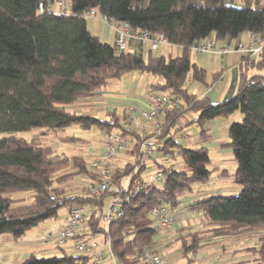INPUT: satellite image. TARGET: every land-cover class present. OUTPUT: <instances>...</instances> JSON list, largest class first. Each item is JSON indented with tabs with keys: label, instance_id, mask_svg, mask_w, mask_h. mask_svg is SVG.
<instances>
[{
	"label": "trees",
	"instance_id": "16d2710c",
	"mask_svg": "<svg viewBox=\"0 0 264 264\" xmlns=\"http://www.w3.org/2000/svg\"><path fill=\"white\" fill-rule=\"evenodd\" d=\"M40 5L48 9L40 13ZM52 5L53 0H0L1 239L17 241L56 217L60 209L84 206L90 208L85 230L110 239L118 264H140L143 252L155 247L160 235L153 230L150 209L167 202L176 213L184 198L201 193L212 179L214 168L208 149L182 146L176 135L195 127L202 142H209L206 123L235 113L240 120L230 125L225 144L235 169L219 175L231 177L237 195L193 196L185 209L201 213L200 227L206 231L182 228L174 233V241L186 263L193 264L192 258L210 238L264 231V75L242 72L236 92L214 103L187 90L188 80L203 84L206 79L205 70L192 62L191 47L204 41L238 40L244 33L264 36V3L244 0L242 6H234L225 0H70L68 8L60 6V11L51 9ZM94 9L102 18L127 23L133 31L162 35L167 44L181 49L180 54L165 57L141 48L118 51L88 29L87 14ZM261 67L259 62L257 69ZM131 72L157 77L151 89L178 99L155 121L162 129L159 150L169 155L166 163L157 161L159 157L145 165L139 162L141 137L120 127L115 111L100 119L71 109ZM73 125L105 133L116 128L123 136L132 134L136 141L124 153L127 161L119 160L111 169L113 183L121 188L123 217L108 225L100 216L104 199H111L113 192L95 197L85 186L79 192L69 187L77 178L92 184L101 181V174L91 169L83 155L59 153L39 138L27 141L16 135L39 128L62 144L83 141L62 136ZM153 165L163 172L159 187L145 181ZM135 187L140 189L133 194ZM22 192L30 193L28 203L12 197ZM57 248L60 256L33 252L21 264L86 263L85 257ZM245 251L252 260L232 259L225 264H264V234L259 236L258 245Z\"/></svg>",
	"mask_w": 264,
	"mask_h": 264
},
{
	"label": "crops",
	"instance_id": "0c3cea01",
	"mask_svg": "<svg viewBox=\"0 0 264 264\" xmlns=\"http://www.w3.org/2000/svg\"><path fill=\"white\" fill-rule=\"evenodd\" d=\"M58 1L59 0H53L51 9L60 11V6L57 5ZM61 1H63L64 8L67 9L65 5L68 4L69 6L70 0ZM261 1L264 3V0ZM225 2L229 5L242 6L244 0H225ZM93 12L97 14V17H89L87 19L88 29L93 35L99 37L102 41L113 45L116 38L115 28L108 24L98 14L97 9H94ZM249 40L250 34L244 33L238 40L230 42H213L215 48L214 53H206L197 56L192 52V62L205 70L206 79L203 84L191 80L187 85L188 92L195 94L197 97H206L214 103L236 92L242 72H246L248 76L255 73H261L264 75V56L262 58L251 60L242 55L222 54L219 52V49L224 46H234L238 42L248 43ZM130 46V51L139 50L140 48L143 52L148 51L147 47H144L143 49V47L138 46L136 43H131ZM159 50L160 55L165 57L177 56L181 52L179 47L170 44L160 45L156 51ZM259 62H261L262 67L257 69V64ZM216 75H219V77L215 78ZM141 79L142 75L137 72L126 74L120 80L115 81V83H112L102 90L100 95L88 99L85 103L87 108H81V113L104 119L106 118L107 113L115 111L117 119V116L125 107L136 106L144 108L147 104L146 101L149 92L152 91L151 85L154 84L156 80L150 79L146 81L148 84L145 85V91H142L144 81L141 82ZM239 119V115L235 113L229 118L218 117L207 122L205 127L208 129L211 139L206 143L202 142L199 132L195 127L184 129L176 135L175 139L178 144L187 147L202 146L208 149L210 158L211 156L213 157L211 158V165L214 168V171L212 173V179L208 183V187L201 189V193H195L193 196H206L216 193L223 195L226 192L229 193L232 191L235 193L238 191V188L233 184L229 175L220 176L219 173L221 171L231 173L235 169V163L230 159L232 153L230 149L225 147V144L228 141V130L230 125ZM178 125L182 127V124L179 123ZM101 145L102 142L98 146H90L89 151H91V154L99 156ZM158 157L157 161L160 163H166L160 154ZM227 161L232 162V165L230 163L229 165L231 166H228L229 169H227L225 165ZM155 167L156 166L153 165L150 169ZM192 197L189 196L183 199L181 206L176 211L177 217L174 226L170 231L160 234L157 238L158 244L155 247L160 250L166 264H187L186 261L185 263H180L181 260H184L185 258L182 256L181 250L174 241V233L176 231L182 228L196 230L198 228L201 231H206L205 228L200 227L201 213L191 212L185 209V205L189 203ZM45 234L46 232H40L37 226L26 232L17 241H4L0 237V264H21L31 253L47 250V245H41V240ZM205 253L206 252H203L202 254ZM196 263L201 264L199 262Z\"/></svg>",
	"mask_w": 264,
	"mask_h": 264
},
{
	"label": "built area",
	"instance_id": "2783aa9c",
	"mask_svg": "<svg viewBox=\"0 0 264 264\" xmlns=\"http://www.w3.org/2000/svg\"><path fill=\"white\" fill-rule=\"evenodd\" d=\"M61 8L63 3L60 2ZM43 5L39 6V12H44ZM55 15L59 13L55 12ZM87 17L96 18L97 14L89 12ZM108 24L116 30V38L113 45L121 52L130 51L131 43H136L140 47H147L148 50L155 51L160 45L167 44L162 35L151 36L148 31H133L125 22H115L103 18ZM195 55H204L214 53L213 42L204 41L191 47ZM222 54H238L248 59L259 58L264 55V36L250 34L248 43L238 42L234 46H224L219 49ZM191 80L187 81V85ZM177 98L157 91H150L147 97V104L144 108L136 106L125 107L117 116L120 127L132 131L141 137L137 152L138 160L143 165L152 159L161 155L165 160L169 157L168 153L159 150L162 146L163 139H159L161 127L155 123L156 119L163 116L172 106L177 103ZM104 140L99 151L98 159L90 163V167L101 174V181L97 184L86 183L87 191L95 196L100 197L105 192H113L107 210L100 216L103 224L108 225L123 217L121 208V188L113 183L111 169L114 168L113 160L117 155H124L134 144L135 139L132 134L122 135L119 131L104 133ZM122 160L127 161L125 157ZM166 162V160H165ZM147 183L159 187L163 181V172L157 167L147 170ZM125 189V187H124ZM140 188L135 187L133 194H136ZM88 207L72 206L68 209L67 216L63 224L48 233H46L41 245L52 244L55 247H64L68 242L71 243L72 249L86 258L85 264H118L110 244V239L103 237L102 242L95 240V234L87 232L85 226L89 214ZM152 221L153 230L158 234H164L170 231L176 222V213L169 209V204L164 202L161 205L152 207L148 213ZM140 264H165L164 258L158 253L156 247L146 249L141 257Z\"/></svg>",
	"mask_w": 264,
	"mask_h": 264
},
{
	"label": "rangeland",
	"instance_id": "374dc122",
	"mask_svg": "<svg viewBox=\"0 0 264 264\" xmlns=\"http://www.w3.org/2000/svg\"><path fill=\"white\" fill-rule=\"evenodd\" d=\"M61 1V0H59ZM66 8H68V4L65 5ZM154 55H160V50L159 51H154L153 52ZM140 75H142V79L141 82L144 81V85L142 88V91H145V85L148 84V82L146 83V81L148 80H156L158 81L159 79L157 77H153L150 74L147 73H139ZM115 83V82H113ZM88 99L86 100H82L79 101L76 105H74L73 107H71V109H73V111L81 113V108H87V106H85V103ZM83 103V104H82ZM81 105V106H78ZM83 105V106H82ZM239 115V114H238ZM240 117V115H239ZM240 120V119H239ZM117 129L113 128L111 132H115ZM44 129H32L30 131L27 132H18L16 133V135H18L19 137L29 141L32 138H39L41 141L49 143L52 145L53 148H55L59 153H65L66 155H83L85 160L90 164L92 161H94L97 156L91 154V151H89V147L90 146H98L101 142H103L104 137L103 134L105 133V131L102 130H98L94 127L90 128V129H83L81 127H78L76 125L70 126L68 128H66L63 131V135L62 136H67V137H75L77 139H81L83 141H77L76 143H66V144H62L58 141V139L56 138V136L54 135H44ZM124 155L120 154L117 155L113 162L117 163V161L122 160ZM211 158H213L211 156ZM231 161L233 160V157L231 156ZM232 162L227 161L226 162V168H228V166ZM235 163V162H234ZM233 168V167H232ZM86 181L84 179H76L73 183H71L69 185L70 188L74 189V192H79L80 188L85 186ZM207 186H203L202 188H207ZM223 195H229V196H236L237 193H233L232 191H230L229 193L226 192ZM29 196L30 193L29 192H22V193H15L12 194V197L14 199H24L25 203L29 202ZM109 197L104 199V207L102 212L105 213L109 204ZM68 207H64L62 209H60L58 211V214L56 217L49 219L45 222H43L42 224H40L38 226V230L40 232H48L51 231L53 229H57L59 228L66 216H67V212H68ZM198 229V228H197ZM88 232V230H86ZM264 231H259V232H255V233H246L243 235H238V236H232V235H225V236H221V237H213L210 238L208 240V245L205 246V248L201 249L196 256H194L192 259L195 261L194 264H197L196 262H199L201 264H225L226 262H229L232 259H242V260H252V255L245 251L246 249L258 245V238L259 236L263 235ZM95 240L98 242H102L103 241V235L101 234H96L95 235ZM178 248H179V244L177 243ZM158 249V248H157ZM64 250L69 253V254H73V255H77L79 256V253H76L71 246V243L68 242L66 244V246L64 247ZM159 254L161 255L160 250ZM203 252H206L205 254H202ZM36 254L39 255H46V256H50L51 254L53 255H57L60 256L61 255V251L59 248L55 247L52 244H48L47 245V250L44 251H36ZM162 256V255H161ZM209 256V257H208ZM163 257V256H162ZM164 258V257H163ZM165 260V259H164ZM186 259L181 260L180 263H185ZM166 264V263H165Z\"/></svg>",
	"mask_w": 264,
	"mask_h": 264
}]
</instances>
